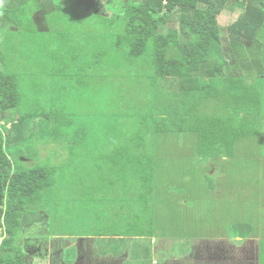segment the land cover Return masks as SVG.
Returning a JSON list of instances; mask_svg holds the SVG:
<instances>
[{
  "label": "trees",
  "instance_id": "trees-1",
  "mask_svg": "<svg viewBox=\"0 0 264 264\" xmlns=\"http://www.w3.org/2000/svg\"><path fill=\"white\" fill-rule=\"evenodd\" d=\"M47 1L0 0V28L14 32L10 42L19 45V52L32 40L23 39L31 30L18 13L29 4L46 11ZM116 4L121 13L111 18L114 14L110 9ZM61 5L73 15L81 13L78 17H104L107 23L122 20L123 33L116 35L114 49L124 59L121 73L127 75L128 82L124 84L119 74L110 73V66L103 64L102 57L111 47L101 50L91 45L92 41H78L75 48L85 44L87 57L76 64L84 78L79 72L73 79L105 75L106 82H99H104L106 100L95 107L85 93V82V105L75 109L73 93L64 101L56 100L59 107L55 111H41L46 127L53 124L40 139L42 148L48 151L53 148L52 141L63 140L67 151L60 149L67 159L56 167L51 159L40 164L29 159L31 165L27 166V159L20 161L15 154L29 147L21 145L34 133L29 124L40 112L20 111L22 93L17 74L0 70V120L11 123L7 130L0 126V228L6 235L0 245V264H26V252L18 240L20 229L29 224L34 209L40 213L48 191L56 199L58 185L79 160L103 168L106 184L102 187L111 194L113 207L123 212L134 207L131 215L121 212L127 219L118 225L104 221L103 235L107 237L154 234L157 207L177 200L165 185L172 182L182 190L191 183L194 188H204L201 176L207 172L209 164L203 163L207 159L226 158L231 171L243 174L250 191L264 192V0H61ZM228 10L240 13L224 28L218 16ZM34 29L40 32L43 27L37 22ZM60 34L61 47L66 48L71 34ZM142 65L145 74L140 72ZM134 80L138 82L132 84ZM118 83L114 95L111 91ZM36 103L40 105V101ZM60 107L62 115H58ZM6 113L10 117L6 118ZM100 118L104 120L102 133L96 125ZM166 138L195 142L190 155L183 152L184 147L172 149V156L185 162L183 167L178 157L159 160V139ZM167 198H173V203ZM254 200L264 205L263 194L256 193ZM251 211L258 213L260 208L254 205ZM78 235L72 229L62 234L66 240ZM96 235L89 234L91 237L82 238V242L91 245ZM82 253L80 248L79 264L102 263L93 253ZM262 255L264 250L259 264H264Z\"/></svg>",
  "mask_w": 264,
  "mask_h": 264
},
{
  "label": "rangeland",
  "instance_id": "rangeland-1",
  "mask_svg": "<svg viewBox=\"0 0 264 264\" xmlns=\"http://www.w3.org/2000/svg\"><path fill=\"white\" fill-rule=\"evenodd\" d=\"M46 5L48 7L46 11L29 4L18 13L25 20L24 23L28 24V29L31 30L23 39L32 40L20 52L19 45L10 42L14 37L11 34L14 32H4L5 29L0 28V42L2 43L0 46V67L2 68L0 70L17 74L22 93L20 111L40 112L29 124L34 133L31 132L28 142L21 145L29 147L26 152L22 149L15 155L19 157L20 161L27 159L25 161L27 166L31 165L29 159L33 160V164H40L46 159H51V164L56 167L67 159V155L60 148L64 151L67 149L62 147L63 140L52 141L54 149L51 148L47 151L46 147L42 148L40 139L51 129L53 124L46 127L45 116L41 111L50 113L55 111V108L59 106L54 102L58 99L60 102L64 101L73 93L72 105L75 109L86 104L85 93L90 95L89 101L95 107H99L106 100L107 90L103 85L104 82H99L102 79L106 82L105 75L94 74L98 77L92 80L88 77L86 80L73 79V77L77 78L81 71V68L76 64L83 63L87 57L85 44L79 50L75 48L79 45L78 41H92L91 45L96 44L101 50L111 47L102 57L103 64L110 66V73L119 74L120 80L124 84L128 81L127 75L121 73L125 63L124 59L120 58L114 49L116 35L123 33L124 24L121 19L118 23H107L104 17H78L81 13L76 12L78 15H73L63 9L61 0H48ZM110 11L114 14L111 15V18H116L118 13H121L119 4L113 5ZM239 13V11H224L218 16L219 23L225 28L228 23L238 17ZM43 14H45L44 18ZM36 18L41 19L43 29L40 32L34 29L37 24ZM43 19L46 22H43ZM4 26L6 27V24ZM62 29L63 32H61ZM84 32L88 34V37L85 38L87 35ZM60 33L66 36L71 34V39L66 43L70 45H66V48L61 47L63 35ZM75 54L77 57H74ZM140 72L146 73L145 65H142ZM80 73L84 78V74ZM85 82L88 83V86L84 93L82 86ZM136 82L138 81L134 80L132 84ZM119 86L120 83L111 93L117 95ZM128 91L132 90L128 89ZM146 95L149 94L146 93ZM37 101H40L39 106ZM62 107H60L58 115L64 113ZM12 112H16V110ZM4 116L10 117L8 113ZM96 125L97 130L102 133L103 118H100ZM0 126L7 130L11 123L1 119ZM262 133H264V129ZM176 139H159V160H173L178 156H172L174 155L171 153L174 152L172 149L179 150L183 147V152L190 155L195 142L188 138H185L183 142L181 139ZM44 155L46 156L44 157ZM177 160L178 163L182 161L180 166L183 167L185 162L180 157ZM225 160L227 159L203 161V163L209 164L206 174L204 177L201 176L204 188H194L189 183L188 186L179 190V186L176 184L167 183L165 186L171 190V196L177 197V200L174 199L176 202L158 207L156 205L154 234L136 235L133 239H128L131 244L117 236L115 230L113 232H116L114 234L116 237L108 235L110 237L100 238L102 236H97L99 233L103 235L106 231L104 221L111 223V226L118 225L120 221L127 219L123 215H130L129 213L133 212L134 207L129 206L124 212L117 206L113 207L114 200L111 194L102 187L106 184L102 180L103 168L88 160L87 162L77 161L76 167L70 168L69 171L65 170V172L68 171L66 172L68 177L66 176L62 181V185L65 187L58 185L59 195L56 196V199L51 198L50 191H48L44 196V206L39 209L40 213H37V209H34L35 212L31 211L32 214L28 221L31 225L28 228H21L18 233V238L22 241L20 246L23 247L24 252L26 240H29L28 243L32 246H37L39 242L47 245L56 243L53 244L51 252H54V260L50 262L48 259L41 260L29 256L27 264H79L81 259L79 248L83 251L84 256L93 253L94 257L96 255L98 259V254L87 247L86 241L79 240L82 237H91L89 234H97L93 238L102 255L111 249L115 254H120L116 257L123 259L122 264H153V261H157V264H259L260 254L264 250L263 244H261V241L264 243V205L262 201L254 203V199L256 193L264 195V192L250 191L247 187L249 183H244L242 180L243 174H235L234 171H231V165L228 161L224 162ZM190 161L192 160H186V162ZM190 164L194 165L195 163L192 161ZM186 181L185 178L184 185ZM166 200L173 203V198ZM252 203L260 208L258 213L251 211L254 207ZM96 210L98 215H96ZM40 215L41 217L34 224L36 219L33 218ZM119 227L124 228V225L119 224ZM146 228L148 230L147 226ZM71 229L74 234L87 235H78L67 239L65 244L68 246L64 248V254H62L55 248V245L60 247L61 244L57 241L60 238L61 242L63 236L59 235ZM5 236L3 228H0V245ZM237 236L239 239H236ZM42 250L45 252V249ZM108 258V262L113 261L110 264H116L114 256L111 255ZM57 259H64V263H58ZM262 259H264L263 255Z\"/></svg>",
  "mask_w": 264,
  "mask_h": 264
},
{
  "label": "flooded vegetation",
  "instance_id": "flooded-vegetation-1",
  "mask_svg": "<svg viewBox=\"0 0 264 264\" xmlns=\"http://www.w3.org/2000/svg\"><path fill=\"white\" fill-rule=\"evenodd\" d=\"M40 18L39 19H37L36 18V21L39 23V24H41V22H40ZM47 24V23H46ZM42 26V25H41ZM46 30V29H45ZM37 222L36 221H34V224H36ZM42 223V222H41ZM31 225V223H29V224H27V225H25L24 226V228H28L29 226ZM32 225H33V223H32ZM27 230V229H26ZM56 237V236H55ZM62 239H61V242H60V238H58V241L57 242H59L61 245H60V247H57L56 245H55V248H57V250H60V252L62 253V254H64L63 253V251H64V248L65 247H67L68 246V244H65L66 243V239H64V237H61ZM18 240H19V238H18ZM27 242H25V252H26V255H25V259H26V264H27V259H28V257L29 256H34V257H37V259H41V260H44V259H48L50 262H53L52 260H54L53 259V256H54V252L53 253H51L52 252V248H53V244H56V243H52V244H49V245H47L46 243H43V242H41V244H40V242L37 244V246H32V244L30 245L29 243H28V241L29 240H26ZM21 240H19V245L21 244ZM52 245V246H51ZM31 246V247H30ZM42 249H45L44 251L45 252H43V250ZM48 255V256H47ZM62 261H63V259H62ZM49 262V263H50ZM62 263H64V262H62Z\"/></svg>",
  "mask_w": 264,
  "mask_h": 264
},
{
  "label": "crops",
  "instance_id": "crops-1",
  "mask_svg": "<svg viewBox=\"0 0 264 264\" xmlns=\"http://www.w3.org/2000/svg\"><path fill=\"white\" fill-rule=\"evenodd\" d=\"M39 15V14H38ZM44 16H45V14H43V18H44ZM44 20V19H43ZM43 22H46L45 20L43 21ZM125 198V197H124ZM123 198V199H124ZM129 199H130V197H129ZM131 199H132V196H131ZM130 215H131V213H129ZM59 236H62V235H59ZM134 236H136V235H125V236H122L121 238L122 239H124V240H127V242H128V244H131L130 243V240L128 241V239H133V237ZM75 237H77V236H75ZM104 237H107L106 235H103L102 237H100V238H104ZM116 237V236H115ZM74 238V237H73ZM82 238H86V237H82ZM82 238H80L79 240L80 241H82L83 239ZM248 238V237H247ZM69 239H72V238H70L69 237ZM236 239H237V237H236ZM238 239H239V237H238ZM92 242V244L90 245V243L88 242H86V244H88L87 245V247H90L91 249H93L94 248V252L95 253H97L98 255H97V257H98V260H100V261H102V263L101 264H109V263H111V262H113V261H110V262H104V261H106V260H109V256H114V263H116V264H122L123 263V259H120V258H117L116 256H119L120 254H115V252L113 251V250H111V249H108L105 253H104V255H102L101 253H100V251H99V249H97V246L95 247V243H96V241H94V243H93V241H91ZM78 245L80 246V244L78 243ZM92 246V247H91ZM80 249V248H79ZM114 252V253H113Z\"/></svg>",
  "mask_w": 264,
  "mask_h": 264
},
{
  "label": "built area",
  "instance_id": "built-area-1",
  "mask_svg": "<svg viewBox=\"0 0 264 264\" xmlns=\"http://www.w3.org/2000/svg\"><path fill=\"white\" fill-rule=\"evenodd\" d=\"M165 3H166V1H165ZM153 264H157V262L156 261H153Z\"/></svg>",
  "mask_w": 264,
  "mask_h": 264
}]
</instances>
